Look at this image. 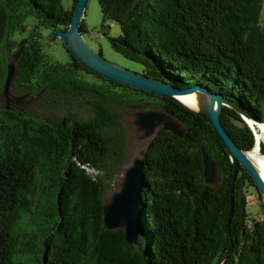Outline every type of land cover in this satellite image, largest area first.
<instances>
[{"label": "trees", "instance_id": "16d2710c", "mask_svg": "<svg viewBox=\"0 0 264 264\" xmlns=\"http://www.w3.org/2000/svg\"><path fill=\"white\" fill-rule=\"evenodd\" d=\"M62 0H0V94L7 54L28 30L13 88L17 95L54 97L57 119L0 104V264H216L230 246V158L198 114L157 95L132 90L85 70L66 52L51 59L42 30H67ZM103 21L120 25L109 47L140 73L175 89L195 85L232 101L264 123V0H97ZM82 34L87 30L83 23ZM101 54V51H98ZM91 108L83 119L73 108ZM114 103L145 104L170 114L182 138L161 132L144 157L138 214L142 229L128 245L122 229L103 223L106 186L122 164L125 134ZM231 108L221 124L238 148L255 146L253 131ZM215 159L221 183L208 186L200 148ZM261 153L264 154L262 144ZM244 169L233 189L232 252L224 264H264V219L242 214L241 195L264 199Z\"/></svg>", "mask_w": 264, "mask_h": 264}, {"label": "water", "instance_id": "95a60500", "mask_svg": "<svg viewBox=\"0 0 264 264\" xmlns=\"http://www.w3.org/2000/svg\"><path fill=\"white\" fill-rule=\"evenodd\" d=\"M87 2L88 0H76L74 11H72V20L67 30H55L50 40L60 38L63 47L82 67L85 68V70L90 73L103 77L105 80L118 83L121 86L130 87L132 90L143 91L157 95L163 99L175 101V103L182 105L183 107L189 109V111L198 114L199 117H201L203 121L213 129L218 142L221 144L220 146L229 156V161L233 168L230 189V212L227 220V235L230 240V246H228V249L222 254L221 258L216 263L224 264V261L230 256L233 246L230 237L229 225L231 217H233L234 199L232 196L234 182L239 168L244 169V171L248 173V176L251 177L256 186L257 194L262 199H264V182L258 176V171L253 163H251L248 159L247 152L237 147V145L232 141L230 135L226 132V129L221 124L220 117L222 107L231 108L235 113L240 115V118L252 131L253 128L250 123L254 121L250 119L246 112H244L236 104L232 103V101L224 99L218 94L209 92L203 86L195 85L191 88L188 87L178 90L172 85L162 82L159 79L149 78L140 72H133V70L119 66L117 63L105 60L99 52L92 50L90 46L87 45L79 29L83 20ZM25 44L26 39H23L18 43L19 49L15 52L14 56H18L19 58L21 57ZM16 74L17 68H15L13 64L7 63L6 79L2 90V96L6 99V104L11 102L8 96L10 95V88L12 87ZM192 94H196L198 96L196 111L191 110L188 106L179 102L177 99L179 96ZM8 109L9 106L5 108V110ZM29 113L32 116H41V114L31 111ZM173 120L176 121L165 111H144L137 114L135 124L144 131L146 138L152 137L151 141L148 143L146 151L142 152V157L135 159L132 166L124 171V180L120 186L119 192L113 195L111 199H109V202H104L103 204L102 216L106 229L113 231L122 229L124 232V238L128 245L136 243L138 235L142 229L138 219V214L140 212L142 200L141 192L144 186L143 159L146 157V153L152 148L154 139L161 132H170L177 138L183 137L184 130H182L180 125L175 123ZM158 127L160 129L155 132V129ZM200 151L202 155V177L204 183L208 186H213L212 182L219 168L215 159L208 155L202 147L200 148ZM239 204L243 214L245 204L243 199L240 200Z\"/></svg>", "mask_w": 264, "mask_h": 264}, {"label": "rangeland", "instance_id": "374dc122", "mask_svg": "<svg viewBox=\"0 0 264 264\" xmlns=\"http://www.w3.org/2000/svg\"><path fill=\"white\" fill-rule=\"evenodd\" d=\"M63 8L66 10H70L72 7V0H62ZM100 8L98 6L97 0H88L86 9L83 15V23L87 30L86 33L82 34L84 41L87 43L90 48L96 52L101 51V56L107 60L114 63H117L119 66L124 68L133 70V72H139L141 70V66L139 64L133 63L132 61H128L122 58L118 53L114 52L108 45V37H116L120 35V25L114 21H103L102 15L100 13ZM264 21V14H263ZM43 38L42 44L44 46V50L47 55L54 60L60 61L64 63L66 61V52L62 47V42L60 38H56L50 40L52 36L49 35L48 30H42ZM28 35V30L25 33H22L23 37L17 35L16 39H26ZM19 41V42H20ZM18 42V43H19ZM17 46L13 52L7 54V63L13 64L15 68L18 67L20 58L18 56H14L15 52L18 51L19 45ZM44 98L46 100H50L52 97V93L44 92L37 99H31L30 97H23L22 95H17L13 86L10 88V95L8 98L11 100L9 104H6V99L3 98L2 94H0V104L3 109L7 106L9 108H17L23 111L34 112L45 116L46 118L57 119L62 111V108L58 107L57 109L47 108L43 106L44 102H41L40 99ZM69 107L73 108L75 113L79 115L81 118L86 119L89 118L91 114V108L84 102H76L72 103L69 106L63 107V110L66 111ZM111 109L114 114L118 117V122L121 124L122 129L125 134V150L124 156L122 158V164L113 171V174L109 180L108 185L106 186V192L104 195V202H109V199L113 195L119 192L120 186L124 180V171L132 166V163L135 159L142 157V152H145L150 143L151 138H146L144 135V131L140 129L139 126L135 124L137 114L141 112H149V111H162L160 109H154L145 104L141 105H126L122 103H114L111 105ZM174 121V120H173ZM179 124L181 129L184 130V127ZM254 123V122H253ZM260 124V123H257ZM261 125V124H260ZM253 128V127H252ZM160 129L159 127L155 129V132ZM255 132V130L253 129ZM253 132V133H254ZM255 139V134H254ZM264 145V144H263ZM264 156V154H262ZM222 180V172L218 169L217 174L214 177L212 185L217 187ZM241 199L244 201V210L254 219L261 220L264 219V212L258 206V201L256 197V193L253 191L250 195H241Z\"/></svg>", "mask_w": 264, "mask_h": 264}, {"label": "bare ground", "instance_id": "6f19581e", "mask_svg": "<svg viewBox=\"0 0 264 264\" xmlns=\"http://www.w3.org/2000/svg\"><path fill=\"white\" fill-rule=\"evenodd\" d=\"M179 102L188 106L191 110H197V99L198 96L196 94L192 95H184L177 97ZM250 125L255 130V146L247 152V157L251 163L255 166L258 171V176L264 182V156L261 153L262 144H264V124H257L251 122Z\"/></svg>", "mask_w": 264, "mask_h": 264}]
</instances>
